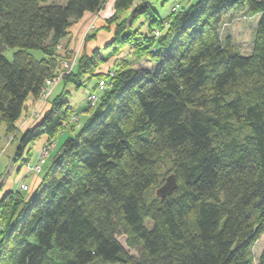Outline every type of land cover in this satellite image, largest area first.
Masks as SVG:
<instances>
[{
  "label": "trees",
  "instance_id": "trees-1",
  "mask_svg": "<svg viewBox=\"0 0 264 264\" xmlns=\"http://www.w3.org/2000/svg\"><path fill=\"white\" fill-rule=\"evenodd\" d=\"M136 1L115 0L105 28L84 42L113 27L112 39L82 52L62 80L96 79L98 92L114 72L39 189L28 198L8 181L1 188L0 264H254L261 240L264 264V0H187L165 18ZM103 3L0 0V125L15 136L18 167L31 144L56 141L74 117L61 93L20 131L68 60L62 41ZM245 11L261 15L250 56L220 36L224 18ZM123 53L133 59L107 67ZM143 59L152 67L128 65ZM166 155L178 188L162 199Z\"/></svg>",
  "mask_w": 264,
  "mask_h": 264
},
{
  "label": "rangeland",
  "instance_id": "rangeland-1",
  "mask_svg": "<svg viewBox=\"0 0 264 264\" xmlns=\"http://www.w3.org/2000/svg\"><path fill=\"white\" fill-rule=\"evenodd\" d=\"M52 1H55L56 3L58 2L61 4H66L67 2V0H61V2L60 0H52ZM109 1L111 2V0H104L102 9L106 8V6L110 3ZM139 1L145 2L146 4L150 5L162 18L170 16L172 14L173 8L177 6L184 7L186 6L188 2L187 0H139ZM196 1L197 0H195V2ZM101 13L102 11L97 14H92L91 16H89V19L87 22L85 20H84L85 22L83 21V24L80 28L81 31L79 32V34H77L78 36L75 39L74 49L73 48L69 49L71 51V54H69V52L66 49L67 47L64 46L63 44L64 47L62 48L61 52L65 53L66 56L68 55L67 56L68 60L64 59L62 63L69 62V61L71 62L74 58V54L76 51H79V54H78L79 56L81 55L82 52L85 51L84 49L86 48V43L84 42V40H85L86 35L88 33H92L91 31H93L94 26L96 27L95 28L96 30L94 29L95 31H93L95 33L98 29H101V25H104V22H106V20H104L103 22L100 21ZM260 18H261L260 14H254L250 11H245L241 13L235 12V13L229 14L228 16L224 18L222 25L220 27L221 39L224 42H226L227 39L230 40V49L233 52H237L245 56H250L253 52L255 36H256ZM141 22H145V21L142 20ZM129 23L130 22H126L127 25ZM143 29L145 32L147 31L146 25L143 26ZM14 53H15V50L10 49L6 51L5 55L8 57L9 60H12ZM31 54L37 60H41L42 58H44V55L42 52L32 51ZM127 54H129V51H127ZM78 57H77V60H78ZM122 58L133 59V57L131 58L129 55H125L123 53V54H120L117 57V59H112L107 67H112L113 62L117 60H121ZM77 60H76V63H77ZM132 61L133 62H131L130 64L128 63L130 68H138V67L151 68L152 67V64L146 59H143L142 61H138V60L137 61L132 60ZM95 83H96V79H93L92 81H88V77H84L81 79L80 85H78L77 82H68V83L61 82V84L56 88L57 91L55 95L64 93V99L66 101H69L70 104L76 109L75 111H77V113L79 114L80 119L78 120L71 119L70 121V123H72L74 127L77 126V128L78 127L80 128L81 126L84 125L85 121L87 120L88 114L84 110H87V108L89 107L88 97L93 93L99 94L98 92H96V90H94ZM32 106L33 105L30 106V109L32 108ZM3 129H5V127L3 125H0V174L8 175L10 173V175H8V177L10 176V178H12L11 177L13 176L12 174H15V178H17V180H20V178L23 175H26L25 174L26 170L24 168L26 164L27 163L36 164L37 161L40 160L41 162L40 166H41L42 172L41 174H39L40 176L39 175L38 176L40 179H43L45 176V173L51 166L53 160L62 152L63 143H61L60 138L58 137L56 141H53L51 143H46L47 137L43 136L42 138H40L39 140L31 144L28 147V150H31L30 155H29L30 160L27 163H23L21 170H19L20 167H18L17 164L12 163L13 157H14L13 154L18 145L16 141L14 140L15 136L14 135L6 136V132ZM65 129L66 128H64V130ZM57 143L59 144V146L57 149H55L57 147ZM44 144L49 145L50 151L48 152L45 159H40L41 151L45 147ZM157 168L160 174L167 173V175L169 176L170 174L169 170L171 168V157L167 155L162 157L158 162ZM8 177L6 176L7 180L5 183H7V181L9 182ZM25 179L26 177L22 180V182L26 185L28 184L30 185L32 179L30 177L26 179V181ZM14 190L15 191L18 190V181H15ZM30 192L31 191L29 192L26 191V192H23V194L24 196L31 198L34 190L31 193ZM120 241L125 246V238H121ZM262 247H263V240L258 242L251 250L250 258L253 260L254 264H257V260L262 251ZM132 254L136 255L135 252H132Z\"/></svg>",
  "mask_w": 264,
  "mask_h": 264
},
{
  "label": "built area",
  "instance_id": "built-area-1",
  "mask_svg": "<svg viewBox=\"0 0 264 264\" xmlns=\"http://www.w3.org/2000/svg\"><path fill=\"white\" fill-rule=\"evenodd\" d=\"M173 10L179 11V6L175 7ZM95 28L96 27L94 26V29ZM155 34H156V36H159V32H155ZM78 54H79V51H76L74 54V58L71 62L69 61V62L62 63L61 64V70L57 74V76H55L52 80H48L45 83V86L42 90V95H41L40 99L33 104L32 108L29 110V114L26 117L24 122L27 123L28 120L38 121L41 118V116L45 112L46 108L49 106V103L51 102L52 98L54 97L56 88L60 85V83L62 82V80L64 79L65 76H68L72 73V71L76 65L77 57L79 56ZM108 76H110V79L113 78L114 72H109ZM110 79H104V80L99 82V84H98V93L99 94H96V93L91 94L88 97V101H90V103H92L93 105H96L98 103L99 98H100V94H103L104 92H106L110 88V86H111ZM74 119L78 120L77 117H74ZM49 151H50L49 145H45V147L41 151L40 159H45ZM42 162H43V160H42ZM40 163H41L40 160H38L36 164H30V163L26 164V166L24 167L26 170V173H25L26 175H23L20 178V180H17L19 190H21L23 192L29 191V185L24 184L22 182V180L29 175L38 176L39 174H41L42 169H41ZM20 170H21V168H20ZM8 175H10V174H8ZM8 175L7 174H5V175L0 174V189L4 186V184L7 180L6 176L8 177ZM9 178H10V176L8 177V179Z\"/></svg>",
  "mask_w": 264,
  "mask_h": 264
},
{
  "label": "crops",
  "instance_id": "crops-1",
  "mask_svg": "<svg viewBox=\"0 0 264 264\" xmlns=\"http://www.w3.org/2000/svg\"><path fill=\"white\" fill-rule=\"evenodd\" d=\"M110 2V1H109ZM108 2V3H109ZM114 2H115V0H111V2L106 6V8H105V10L104 11H102V13L100 14V21L101 22H103L104 20H107L108 18H110L111 16H112V14H113V6H114ZM136 5H138V4H141V2L138 0V1H136V3H135ZM92 14H88V15H86L84 18H83V20L82 21H80L78 24H76V25H74L73 27H72V29L70 30V35L66 38V39H64L63 41H62V47H61V45H60V47L61 48H63L64 46H66V47H68L69 49H74V43H75V39L77 38V34H79V32L81 31L80 30V28H81V26H82V24H83V21L85 20L86 22L88 21V19H89V16H91ZM84 21V22H85ZM94 21H95V19H94ZM102 27H104L105 28V22H104V25H101V28ZM96 30V29H95ZM113 31H114V29H113V27L112 28H110V32H109V30H107V29H103V30H101L99 33H98V36H97V39H96V41H94V42H92V43H88V44H86V48L84 49L85 50V52L89 55V54H92V52H93V50L95 49V48H102L108 41H110L111 39H112V37H113ZM94 33V32H93ZM63 44H64V46H63ZM89 51H90V53H89ZM56 91H57V89H56ZM56 91H55V93H56ZM34 103H32V105H33ZM71 105V104H70ZM48 108V107H47ZM46 108V109H47ZM76 109L74 108V111H75ZM84 111H86V110H84ZM75 114L73 115L74 117H78V119H80V117H79V114L77 113V111H75L74 112ZM74 117L72 118V119H74ZM87 118H88V116H87ZM25 121V120H24ZM20 122V131L23 133V132H25L27 129H29V128H31V127H33L36 123H37V121H35V120H28L27 121V123L26 122ZM26 123V124H25ZM79 129V127L77 128V126L76 127H74L73 126V124L72 123H69V125L66 127V129L62 132V134H60V136H59V138H60V140H61V143H64V141H65V139H67L68 137H70V136H74L75 135V133L77 132V130ZM3 130H5V129H3ZM2 130V131H3ZM4 134V133H3ZM46 143H47V141H46ZM45 143V144H46ZM44 144V145H45ZM58 146H59V144L57 143V147L55 148V149H57L58 148ZM52 152V151H51ZM51 154V153H50ZM14 155V154H13ZM58 155V154H57ZM56 157V156H55ZM10 174V173H9ZM13 176H11L12 178H10V180H9V182L8 183H11V185L12 186H14L15 185V181H17V178H15V174H12ZM40 176V175H39ZM39 176H36V175H29V176H27L26 177V179H28L29 177L32 179V181H31V184L29 185L27 182V184L29 185V188H30V191H33L34 190V192H36L38 189H39V187L41 186V182H42V179H40L39 178ZM26 179H25V181H26Z\"/></svg>",
  "mask_w": 264,
  "mask_h": 264
},
{
  "label": "water",
  "instance_id": "water-1",
  "mask_svg": "<svg viewBox=\"0 0 264 264\" xmlns=\"http://www.w3.org/2000/svg\"><path fill=\"white\" fill-rule=\"evenodd\" d=\"M178 188L177 179L174 174L169 175L164 184L157 190V195L162 199L170 197Z\"/></svg>",
  "mask_w": 264,
  "mask_h": 264
},
{
  "label": "bare ground",
  "instance_id": "bare-ground-1",
  "mask_svg": "<svg viewBox=\"0 0 264 264\" xmlns=\"http://www.w3.org/2000/svg\"><path fill=\"white\" fill-rule=\"evenodd\" d=\"M103 8H104V7H103ZM104 9H105V8H104ZM104 9H103V10H104ZM103 10H102V11H103ZM93 31H95V30L93 29ZM93 31H91V32L93 33ZM88 34H90V33H88ZM88 34H87V35H88Z\"/></svg>",
  "mask_w": 264,
  "mask_h": 264
}]
</instances>
